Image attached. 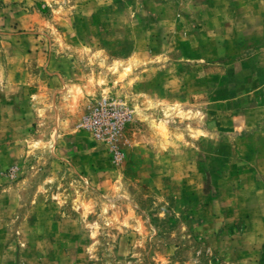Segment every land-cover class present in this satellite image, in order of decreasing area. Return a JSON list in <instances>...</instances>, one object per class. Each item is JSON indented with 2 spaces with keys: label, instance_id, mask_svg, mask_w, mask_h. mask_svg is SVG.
<instances>
[{
  "label": "rangeland",
  "instance_id": "rangeland-1",
  "mask_svg": "<svg viewBox=\"0 0 264 264\" xmlns=\"http://www.w3.org/2000/svg\"><path fill=\"white\" fill-rule=\"evenodd\" d=\"M0 264H264V0H0Z\"/></svg>",
  "mask_w": 264,
  "mask_h": 264
}]
</instances>
